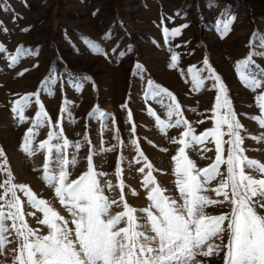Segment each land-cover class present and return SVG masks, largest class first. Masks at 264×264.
Here are the masks:
<instances>
[{"label":"rangeland","instance_id":"374dc122","mask_svg":"<svg viewBox=\"0 0 264 264\" xmlns=\"http://www.w3.org/2000/svg\"><path fill=\"white\" fill-rule=\"evenodd\" d=\"M222 11H226L229 17H235L225 35L216 30V21ZM14 14L17 15L15 22L12 19ZM0 21L8 29L7 32L0 30V44L5 49L0 52V150L3 152L0 165L11 172L14 183L29 186L39 197L50 200L62 215L67 213L54 197V190L42 179L47 149L34 155L21 149L24 133L32 127L40 106L33 103L26 109L23 122L12 112V102L21 96L37 93L50 69L54 68L56 83L49 90H42L39 99L47 113L42 119L52 123L35 129L34 146L46 140L49 131L61 132L63 138L70 142L67 149L70 158L75 151L71 143L82 141L87 136L88 141L78 151V166L70 168L72 178L85 169L84 158L89 154V148H93L94 168L109 173L107 179L114 184L122 180L126 186L125 200L136 208L146 207L149 203L142 188L144 174L137 171L146 163L160 170L153 172L160 185L169 189L170 194H176L170 159L174 146L166 137L178 138V133L184 130L182 126L180 129H168L167 133L159 131L155 116H150L147 109L151 107L166 119L165 108L157 101L162 99L167 104L168 100L163 96L155 100L146 98L143 89L147 86V79L176 97L183 117L199 134L214 125L211 118L216 91L211 88V81L197 88L188 69L203 67L202 62L207 57L226 86L233 110L242 125L241 135L260 136L264 133V127L248 118L260 115L254 99L260 90L246 87L237 68V62L252 50L248 44L252 33L255 31L264 37V0H0ZM181 25H187L181 35L170 38L166 43L163 27L171 29ZM25 28L28 30L22 31ZM88 38L96 42L103 52L91 51ZM259 43V39L253 40L256 50L264 51L258 47ZM21 45L31 48L35 54L18 57L16 64L9 67L10 56ZM121 51H124L123 57L119 56ZM173 52L180 57L176 67L171 66ZM253 60L251 71H256L255 65L264 69V58L256 56ZM137 63L142 66L143 81L135 74ZM21 72L23 75H18ZM84 77L89 79L85 81ZM78 82L82 84L80 88L76 87ZM31 99L35 101L36 97ZM65 102L70 105L72 122L62 112ZM125 103L127 108L122 109ZM94 109L111 116L106 121L91 118L88 114ZM129 110L132 112L131 123L126 122ZM196 121L203 123L197 124ZM104 123L107 124L106 129L102 128ZM133 124L136 128L134 134L130 131ZM132 139L137 141L136 147L143 153L142 157L130 143ZM113 145H116L114 150L101 152ZM242 146L249 158L264 163V140L245 138ZM202 147L213 151L202 153ZM214 147L207 142L203 146L194 144L186 152L199 167H204L210 159H202L201 156L214 158ZM118 163L122 169L119 179L114 174ZM6 176V172H0V182ZM133 189L138 195H132ZM106 194L118 198L120 189L117 187ZM208 195L214 197V193ZM118 210L113 208V211ZM229 210L230 205L224 204L209 206L206 212L218 215ZM260 214L264 215V211ZM26 219L31 227H40L36 218L26 216ZM41 231L46 233L47 229L42 228ZM14 247L15 244H7L0 254V264H12L11 250ZM203 251H207L206 246L194 249L189 264H223L222 253L220 257H205L201 254Z\"/></svg>","mask_w":264,"mask_h":264},{"label":"snow or ice","instance_id":"6c2138e0","mask_svg":"<svg viewBox=\"0 0 264 264\" xmlns=\"http://www.w3.org/2000/svg\"><path fill=\"white\" fill-rule=\"evenodd\" d=\"M12 19L15 22L17 15L14 14ZM234 19V16L229 17L226 11H222L216 21V30L221 35L227 34ZM161 23L163 24V20ZM185 27L187 25L171 29L163 27L165 42L180 36ZM0 30L8 31L2 21ZM255 39L260 41L258 47L264 49V37L254 31L248 42L252 50L237 62V68L246 87L253 91L260 90L254 98L260 115L248 118L264 127V69L255 65L256 71H251L253 57L264 58V51L256 50L257 45L253 44ZM88 40L91 51L103 52L96 42L90 38ZM130 48L129 45L128 50ZM4 50V45L0 44V52ZM112 51L115 52V48ZM34 54L31 48L21 45L10 56L8 66L13 67L20 56ZM123 55L124 51H121L119 56ZM179 58L175 52L172 53V67H176ZM202 63L203 67L192 66L188 72L197 88H202L206 81H211V88L215 89L216 95L212 108L214 115L211 118L214 125L199 134L183 117L176 97L151 79L146 81L147 86L143 89L146 98L155 100L163 96L168 100L167 104L162 99L157 101L165 108L166 119H162L151 107L147 109L150 116H155L159 131L167 133L168 129H180L182 126L184 129L178 133V138L166 137L174 146V154L170 159L175 195L170 194V190L162 187L156 180L153 172L160 170L154 169L151 163L137 169L144 174L142 188L149 201L146 207L129 205L125 200L126 186L123 181L114 184L107 179L109 173L94 168L93 148H89V154L84 158L85 169L76 178H72L70 168L78 166V151L88 141L87 136L82 141L71 143L75 151L70 154V158L67 153L70 142L63 138L61 132L49 131L48 138L34 146L33 141L37 135L35 129L52 123L42 119L47 113L43 111L39 93L49 90L56 83L54 68L41 81V88L37 93L24 95L13 101L12 112L18 115L20 122L26 119L25 110L33 103L40 106L32 127L24 133L21 149L29 155L47 149L42 179L54 190V197L67 215H62L50 200L39 197L29 186L14 183L11 172L0 165V172L7 173L6 178L0 182V254H3L7 244H15L16 247L11 250L12 264H189L193 250L206 246L207 251L201 254L205 257H220L222 253L223 264H264V215L260 214L264 211V163L249 158L242 146L245 138L264 140V133L260 136L241 135L242 125L233 110L225 84L212 69L207 57ZM135 74L144 80L142 66L138 63L135 65ZM18 75H23V72ZM83 79L86 81L89 78ZM81 86V82L76 84L77 88ZM32 96L36 97L35 101L31 99ZM69 107L68 102H65L62 112L72 122ZM121 107L127 108V104ZM88 115L101 121H106L111 116L98 109ZM126 122H132L130 110L127 112ZM112 123L115 125L114 117ZM102 128L106 129L107 124L104 123ZM135 130L133 124L130 131L134 134ZM225 136L228 138L224 139ZM114 139L118 137L114 136ZM206 142L214 144L215 156L209 158L202 155L201 158L210 159V163L199 167L186 149L194 144L203 146ZM130 143L142 157L143 153L136 147L137 141L132 139ZM115 147L113 145L101 152L112 151ZM211 151V148H201L202 153ZM0 155H3L2 150ZM121 173L118 163L114 174L119 179ZM117 187L120 189L118 198L106 194ZM208 193H214L215 198ZM132 195H138L136 190H132ZM224 204L230 205L229 211L218 215L207 214L209 206ZM113 208L119 210L113 211ZM32 209L35 211H31ZM26 216L36 218L40 227H31ZM42 228H46L47 232H42Z\"/></svg>","mask_w":264,"mask_h":264}]
</instances>
